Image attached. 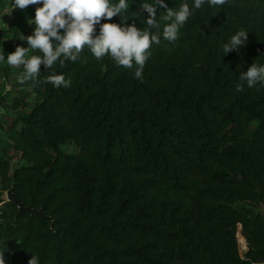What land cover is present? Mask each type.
<instances>
[{"label":"trees","instance_id":"trees-1","mask_svg":"<svg viewBox=\"0 0 264 264\" xmlns=\"http://www.w3.org/2000/svg\"><path fill=\"white\" fill-rule=\"evenodd\" d=\"M127 2L123 19L145 27L140 5L154 0ZM164 3H187L193 15L175 42L161 36L152 45L142 81L85 48L51 70L70 87L44 83L51 72L43 65L35 83L21 84L37 103L1 128L0 192L12 190L43 216L17 217L4 203L6 264L32 255L38 264H264V86L239 78L264 65V0H205L198 10L194 0ZM39 6L27 8L30 19ZM241 29L247 44L225 54ZM12 43V52L24 47L19 37ZM67 142L78 154L63 150ZM11 150L26 165L13 168Z\"/></svg>","mask_w":264,"mask_h":264},{"label":"clouds","instance_id":"clouds-1","mask_svg":"<svg viewBox=\"0 0 264 264\" xmlns=\"http://www.w3.org/2000/svg\"><path fill=\"white\" fill-rule=\"evenodd\" d=\"M208 2L219 6L226 4L227 0ZM204 3L205 0H194V9H201ZM32 5L42 6L36 7L34 18L28 20L29 25H35L32 34L26 37L22 34V40L27 41L28 47L17 45L15 51L8 53L6 58L7 65L23 67L19 78L21 84L27 81L35 83L41 76V65L51 72L58 61L61 65L65 60L76 62L85 48L97 60L108 56L117 66L134 69L135 78L142 81L152 45L159 44L161 36L164 40L175 42L180 29L193 15V9L187 3H182L178 10L169 8L164 0L141 3L140 7L147 12L148 17L146 26L138 28L135 23H126L129 18L123 19L130 8L127 0H118V3H112L111 0H14L12 10H25ZM158 8L165 9V15L159 18ZM117 15L121 17V23H101L102 20L111 21ZM162 21L167 23L162 25ZM247 42L248 32L241 29L223 44V51L225 54L239 51ZM30 51H39L42 55L33 54L29 57ZM4 61L5 54H0V62ZM239 78L246 81L249 88L258 82L264 86V65L252 63L246 71L240 73ZM43 82L55 88L71 86V80L55 72L47 75ZM236 91H243V85L237 84ZM0 264H6L3 251H0ZM28 264H38V258L32 255Z\"/></svg>","mask_w":264,"mask_h":264},{"label":"rangeland","instance_id":"rangeland-1","mask_svg":"<svg viewBox=\"0 0 264 264\" xmlns=\"http://www.w3.org/2000/svg\"><path fill=\"white\" fill-rule=\"evenodd\" d=\"M14 0H5L0 3V54H5V61L0 62V142L6 143L4 130L19 115H26L31 108L37 103L36 96L31 91L21 85L19 78L23 72V67H11L7 65V54L14 49L12 39L19 37L23 39V35L28 36L30 19L27 9L21 10L16 8L12 10ZM23 34V35H22ZM24 47H28L27 41L22 40ZM33 51L29 52V57ZM1 100H4L2 103ZM16 101L20 102V108L15 109L13 105ZM258 123L254 122L252 129L257 128ZM63 150L70 155L78 154V148L70 142L63 146ZM13 168H19L26 165L20 157V154L10 151ZM239 244L242 254L246 252V243L242 236L239 235Z\"/></svg>","mask_w":264,"mask_h":264},{"label":"water","instance_id":"water-1","mask_svg":"<svg viewBox=\"0 0 264 264\" xmlns=\"http://www.w3.org/2000/svg\"><path fill=\"white\" fill-rule=\"evenodd\" d=\"M7 202L14 203L18 208L17 217L24 216L26 214H31L35 216H43L41 211H37L32 207L26 206L18 196L14 194L12 190L6 192Z\"/></svg>","mask_w":264,"mask_h":264},{"label":"built area","instance_id":"built-area-1","mask_svg":"<svg viewBox=\"0 0 264 264\" xmlns=\"http://www.w3.org/2000/svg\"><path fill=\"white\" fill-rule=\"evenodd\" d=\"M5 202H7L6 193L2 194L0 192V210L3 207Z\"/></svg>","mask_w":264,"mask_h":264}]
</instances>
